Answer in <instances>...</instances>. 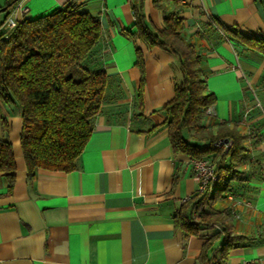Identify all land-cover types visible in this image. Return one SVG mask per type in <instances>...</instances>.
I'll return each instance as SVG.
<instances>
[{"label": "crops", "instance_id": "obj_1", "mask_svg": "<svg viewBox=\"0 0 264 264\" xmlns=\"http://www.w3.org/2000/svg\"><path fill=\"white\" fill-rule=\"evenodd\" d=\"M68 1L19 0L11 12L18 21L34 19ZM77 1L101 23L96 66L108 75L104 100L75 167L39 168L30 179L20 146L21 107L0 97V139L10 143L16 165L11 187L0 171V264H228L264 258V54L236 38H218L221 31L212 22L264 38V0ZM5 2L0 0V9ZM134 7L154 30L163 28L164 12L180 11L182 36L203 55L206 92L215 97L213 112L202 117L207 132L225 123L249 135L241 167L246 180L232 182L234 194L200 193L190 158L174 153L161 107L174 96L180 62L127 35L135 31ZM11 12L0 11V29ZM184 137L192 140L190 132ZM205 196L207 215L201 222L193 218L200 227L186 234L177 212Z\"/></svg>", "mask_w": 264, "mask_h": 264}, {"label": "trees", "instance_id": "obj_2", "mask_svg": "<svg viewBox=\"0 0 264 264\" xmlns=\"http://www.w3.org/2000/svg\"><path fill=\"white\" fill-rule=\"evenodd\" d=\"M18 1L6 0L3 12L9 14ZM133 9L135 31L127 35L150 48L158 46L169 51L180 62L174 96L161 107L174 153L190 159H208L219 178L214 193L234 194L232 182L246 180V171L241 167L249 151L246 144L249 135L225 123L214 133L207 132L202 117L215 103V97L206 92L205 74L201 70L203 55L182 36L180 11L164 12L163 28L154 30L146 23L140 8ZM212 22L221 31L217 32L218 38H236L264 54V38L248 37L237 27ZM212 22H207V26H212ZM101 31L98 17L81 10L77 0H69L62 8L37 18L17 20L9 33L0 30V97L21 107L20 146L30 179L39 168L72 170L84 149L108 83L104 68L96 66V45ZM137 64L141 66L138 52ZM140 98L139 90L138 105ZM185 131L190 132L191 141L185 139ZM224 139H228L226 145L218 143ZM197 141L205 145L195 144ZM15 168L10 143L0 139V171L6 174L10 187ZM193 199L177 212L179 226L186 234L200 227L192 219L201 222L206 214L207 196ZM199 208V215L193 217L192 212ZM233 239L234 236L228 241Z\"/></svg>", "mask_w": 264, "mask_h": 264}, {"label": "built area", "instance_id": "obj_3", "mask_svg": "<svg viewBox=\"0 0 264 264\" xmlns=\"http://www.w3.org/2000/svg\"><path fill=\"white\" fill-rule=\"evenodd\" d=\"M18 8L21 9L22 13L26 11L25 7ZM16 22L17 18L15 17V12H11L0 30L9 33L16 27ZM256 106H261L258 100H256ZM206 112L212 113V108H208ZM218 143L226 145L224 141H219ZM188 163L193 169L194 176L198 181V191L203 194L211 193L216 188L219 181L214 164H212L208 159H190ZM200 211L201 208L193 211L192 216L197 217ZM228 264H264V258L258 257L251 260H240L238 262Z\"/></svg>", "mask_w": 264, "mask_h": 264}, {"label": "water", "instance_id": "obj_4", "mask_svg": "<svg viewBox=\"0 0 264 264\" xmlns=\"http://www.w3.org/2000/svg\"><path fill=\"white\" fill-rule=\"evenodd\" d=\"M5 9H6L5 7H2V8L0 9V11L3 12ZM224 142L227 143V142H228V139H224Z\"/></svg>", "mask_w": 264, "mask_h": 264}, {"label": "rangeland", "instance_id": "obj_5", "mask_svg": "<svg viewBox=\"0 0 264 264\" xmlns=\"http://www.w3.org/2000/svg\"><path fill=\"white\" fill-rule=\"evenodd\" d=\"M210 108V107H209ZM248 114V111H246V115ZM242 260H251V259H242Z\"/></svg>", "mask_w": 264, "mask_h": 264}]
</instances>
